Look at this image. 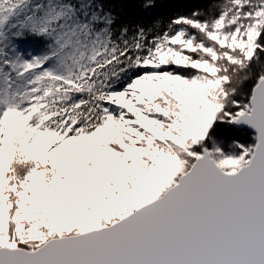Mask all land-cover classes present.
<instances>
[{"label": "rangeland", "instance_id": "374dc122", "mask_svg": "<svg viewBox=\"0 0 264 264\" xmlns=\"http://www.w3.org/2000/svg\"><path fill=\"white\" fill-rule=\"evenodd\" d=\"M56 5L48 2L47 16L59 10L64 18L66 7ZM218 10L202 22L176 23L174 36L145 61L150 72L131 81L86 136L42 133L15 109L40 79H66L75 66L95 62L101 42L92 26L57 34L56 54L19 47L15 64L1 60L10 67H0V248L33 251L110 226L161 197L204 150L227 174L248 163L253 141L222 150L208 135L217 121L232 125L249 110L251 93L242 89L250 66L264 68L256 54L264 0H227Z\"/></svg>", "mask_w": 264, "mask_h": 264}, {"label": "trees", "instance_id": "16d2710c", "mask_svg": "<svg viewBox=\"0 0 264 264\" xmlns=\"http://www.w3.org/2000/svg\"><path fill=\"white\" fill-rule=\"evenodd\" d=\"M50 1L66 7L64 18L59 10L47 16ZM226 1L30 0L29 4L27 0H0L2 68L10 65L5 66L1 60H6V64L18 61L19 47L32 55L58 53L57 47H53L56 35L72 27L91 30L92 26L101 42L92 54L95 62L75 66L66 73V79L55 77L48 83L40 79L24 94V100H19L24 107L15 110L29 114L38 131L57 138L91 134L112 108L115 97L131 81L150 72L145 61L153 55L158 42L174 36L176 23L184 19L202 22L206 15L215 17ZM256 54L257 61L264 62V28L258 37ZM260 68L258 64L249 67L250 78L242 91H249L250 95L264 71ZM208 137L222 150L232 144H255V137L246 129L237 130L222 121L214 123Z\"/></svg>", "mask_w": 264, "mask_h": 264}, {"label": "water", "instance_id": "95a60500", "mask_svg": "<svg viewBox=\"0 0 264 264\" xmlns=\"http://www.w3.org/2000/svg\"><path fill=\"white\" fill-rule=\"evenodd\" d=\"M231 126L255 136L235 173L204 150L161 197L114 224L33 251L0 248V264H264V77Z\"/></svg>", "mask_w": 264, "mask_h": 264}, {"label": "bare ground", "instance_id": "6f19581e", "mask_svg": "<svg viewBox=\"0 0 264 264\" xmlns=\"http://www.w3.org/2000/svg\"><path fill=\"white\" fill-rule=\"evenodd\" d=\"M64 145L66 146V147H71L72 146V143H71V141H66L65 143H64ZM146 204V203H145ZM144 204H138L137 206V209L138 208H140V207H142ZM136 210V209H135Z\"/></svg>", "mask_w": 264, "mask_h": 264}]
</instances>
